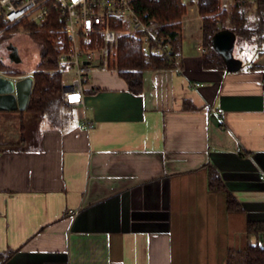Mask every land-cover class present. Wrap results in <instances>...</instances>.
Instances as JSON below:
<instances>
[{
    "label": "crops",
    "instance_id": "obj_1",
    "mask_svg": "<svg viewBox=\"0 0 264 264\" xmlns=\"http://www.w3.org/2000/svg\"><path fill=\"white\" fill-rule=\"evenodd\" d=\"M193 14L174 65L146 69L139 94L103 58L84 103L0 110V264H225L256 241L246 227L264 221V51L204 68ZM210 168L242 209L209 188Z\"/></svg>",
    "mask_w": 264,
    "mask_h": 264
},
{
    "label": "trees",
    "instance_id": "obj_2",
    "mask_svg": "<svg viewBox=\"0 0 264 264\" xmlns=\"http://www.w3.org/2000/svg\"><path fill=\"white\" fill-rule=\"evenodd\" d=\"M196 6L202 17V44L206 48L202 56L204 68H227L224 56L214 45V36L220 31H232L240 48L250 45L257 47L258 52L264 51L260 47L264 41V0H252L249 4L241 0L235 2L230 9L221 7L220 0H196ZM250 7H254L253 12H250ZM137 10L144 21L155 22V31L170 34L175 48V43L179 42L181 37L182 17L187 13V4L183 0L158 2L138 0ZM5 24V20L0 18V26ZM60 28L61 22H55L43 27L30 26L26 29V32L30 33L41 46L39 57L33 67L34 82L25 108L27 111L38 114L48 113L55 105L64 102L62 73L54 72L51 75L47 71L57 66L58 42L63 39ZM17 30L18 28L12 27L0 35V47L7 35ZM99 44L105 45L103 39L99 40ZM112 47L117 49L116 62L110 59ZM106 51L107 64L116 68L118 74L127 81L129 89L136 94L143 90V76L146 69H168L174 65L173 60L165 56L144 53L141 49L140 37L134 33L120 31L116 42L106 45ZM0 71L9 75H23L29 70L12 67L10 62H6L0 55ZM208 177L210 189L225 192L228 210L242 209L241 202L227 189L217 169L210 168ZM246 228L247 235L256 237V241L248 242L241 249H229L225 264H264V244L260 241V235L264 233V221H249Z\"/></svg>",
    "mask_w": 264,
    "mask_h": 264
},
{
    "label": "built area",
    "instance_id": "obj_3",
    "mask_svg": "<svg viewBox=\"0 0 264 264\" xmlns=\"http://www.w3.org/2000/svg\"><path fill=\"white\" fill-rule=\"evenodd\" d=\"M158 2L160 0H149ZM138 0H0V35L9 27L26 31L30 26L43 27L61 22L63 39L58 42L57 66L47 70L62 73V98L67 104L84 103V88L89 83L92 63L107 56L106 45L117 40L120 31L138 34L146 54L165 56L176 62L171 35L154 30L155 22H146L138 14ZM103 39L105 45H100ZM115 48V47H112ZM111 51V50H110ZM206 51V48H205ZM112 57V55H110ZM86 61L88 63H86ZM72 76L65 78V72ZM193 85L200 86L201 82ZM94 121L85 119L80 127L90 129ZM264 180V171L259 174ZM78 214L79 210L69 209Z\"/></svg>",
    "mask_w": 264,
    "mask_h": 264
},
{
    "label": "rangeland",
    "instance_id": "obj_4",
    "mask_svg": "<svg viewBox=\"0 0 264 264\" xmlns=\"http://www.w3.org/2000/svg\"><path fill=\"white\" fill-rule=\"evenodd\" d=\"M238 1L241 0H220V6L230 9L231 6ZM244 1L248 2L249 4L252 0ZM183 2L187 4V12L190 14L194 13L193 15L195 17L194 21L196 22V26L200 27L202 25V17H199L200 14L196 6V0H183ZM191 7H194V9L191 10ZM251 9L252 7H250V12H252ZM12 27L7 28L3 33H5L8 29ZM1 44L2 45L0 47V55L6 62H10L12 67H15L17 69H22L21 66L26 69H31L34 67L39 57V50L41 46L36 40L33 39V37H31L30 33L26 31H19V29L15 32L12 31L11 34L7 35L6 39ZM11 48L15 56L18 57L19 55L20 64L12 62L13 60H11ZM231 53L233 54V56L238 57L239 59L244 61L247 57H249L250 59L254 57L258 53V50L257 47H253L250 45H244L243 48H240L235 40V43L231 46ZM110 55H112V60L116 62L117 49L112 48L110 51ZM0 72L3 73L2 71ZM12 79L15 80L16 77L14 76V78Z\"/></svg>",
    "mask_w": 264,
    "mask_h": 264
},
{
    "label": "water",
    "instance_id": "obj_5",
    "mask_svg": "<svg viewBox=\"0 0 264 264\" xmlns=\"http://www.w3.org/2000/svg\"><path fill=\"white\" fill-rule=\"evenodd\" d=\"M236 36L230 31H220L214 36V45L224 56L229 69H238L242 63L231 53V46L235 43ZM12 52V48H11ZM11 60L19 61L18 57L12 52ZM86 63H88L86 61ZM33 77L24 76L19 79L0 74V110L25 109L33 88Z\"/></svg>",
    "mask_w": 264,
    "mask_h": 264
}]
</instances>
